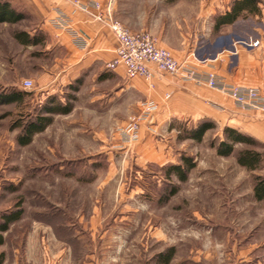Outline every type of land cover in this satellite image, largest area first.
Returning a JSON list of instances; mask_svg holds the SVG:
<instances>
[{"label":"rangeland","instance_id":"rangeland-1","mask_svg":"<svg viewBox=\"0 0 264 264\" xmlns=\"http://www.w3.org/2000/svg\"><path fill=\"white\" fill-rule=\"evenodd\" d=\"M8 1L26 17L0 23V94L28 96L19 103L0 101V219L23 211L0 233L3 264H166L161 256L170 250L169 264H240L251 255L264 264V201L253 192L264 166L249 171L237 162L244 148H264L237 145L229 157L220 156L226 126L214 122L198 143L190 131L202 120L192 117L173 118L162 128L157 120L145 122L139 139L124 143L128 119L140 111L123 122L128 110L103 114L93 108L92 91H105L107 83L89 77L76 91L75 80L66 86L56 80L73 52L49 31L34 0ZM233 1L182 0L166 7L151 0L147 7L156 30L177 27L202 37L211 35V20ZM251 25L250 15L241 17L225 36L249 46ZM22 31L44 43L22 46L15 37ZM24 80H32L33 88L26 90ZM53 96L72 110L54 114L50 126L22 145L24 127ZM183 157L196 163L186 182L167 176Z\"/></svg>","mask_w":264,"mask_h":264},{"label":"crops","instance_id":"crops-1","mask_svg":"<svg viewBox=\"0 0 264 264\" xmlns=\"http://www.w3.org/2000/svg\"><path fill=\"white\" fill-rule=\"evenodd\" d=\"M34 1L42 9L49 31L59 34L64 46L74 55L67 59L68 68L62 71L56 80L64 86L75 80L79 84V87H75L76 91L84 86L89 77L95 80L96 84L107 83L105 91H92L95 94L91 103L94 106L98 103L97 107H93L97 112L114 114L123 108L128 110V114L122 118V121L126 122L129 114L140 111L142 101L150 100L159 106L153 119L157 120L158 128L164 127L165 124H168V127L173 118L192 117L197 122L209 120L250 136L264 148V115L261 112L241 110L229 96L161 74L155 66H151L155 73L154 89L150 88L142 77L127 78L123 67L110 71L107 65L115 57L116 40L104 22L94 21L88 14L74 7V0ZM96 1L103 7L104 14L110 5L113 18L129 30H143L159 36L161 46L169 49L178 61L194 60L195 57L200 73H214L226 84L255 87L264 95V0H258V12L250 14L252 41H259V44L253 47L235 44L240 40L236 35L225 36V29L236 22L217 27L214 17L211 20V35L201 37L199 34H193L189 37V32H181L177 27L168 28L167 31L156 30L151 20L152 14L147 7L151 0ZM161 1L167 7L175 6L182 0ZM57 9L66 13L73 28L87 38V47H77L69 34L54 27L52 21L57 17ZM231 38L235 39L234 42ZM250 258L240 264H263L252 255Z\"/></svg>","mask_w":264,"mask_h":264},{"label":"built area","instance_id":"built-area-1","mask_svg":"<svg viewBox=\"0 0 264 264\" xmlns=\"http://www.w3.org/2000/svg\"><path fill=\"white\" fill-rule=\"evenodd\" d=\"M74 7L88 14L94 21L104 22L108 29L115 36L116 51L115 57L108 63V70H115L123 67L127 78H144L150 88L154 89L155 73L151 66H155L161 74L175 77L181 82L193 83L196 86L207 87L211 90H217L220 93L229 96L234 104L241 110L261 112L264 115V95L259 89L234 86L226 84L214 73H200L198 69V60L178 61L170 50L162 48L158 39L148 31L133 32L125 25L113 18L111 7L104 14V9L96 0H74ZM57 17L52 21L55 28L72 37L74 44L79 48L88 46V40L80 35L72 26L69 16L62 10H56ZM259 41L249 44V46L258 45ZM197 62V63H196ZM202 63V61H199ZM23 87L26 90L33 88L32 80H24ZM140 114L131 116L130 127L126 132L124 143H134L139 139L141 124L145 122L152 123L159 106L150 100L141 103Z\"/></svg>","mask_w":264,"mask_h":264},{"label":"trees","instance_id":"trees-1","mask_svg":"<svg viewBox=\"0 0 264 264\" xmlns=\"http://www.w3.org/2000/svg\"><path fill=\"white\" fill-rule=\"evenodd\" d=\"M168 2H176L179 0H166ZM258 0H234L231 8L224 15H216L217 27L231 25L237 22L241 17H248L250 14L258 12ZM25 14L18 12L13 8L7 0H0V23L18 24L25 19ZM17 41L23 46L37 47L44 43L43 37L40 35H31L26 31L18 32L15 34ZM28 96L27 92L14 91L10 95L0 94V101L6 104L19 103ZM50 104L43 108V112L34 121H30L24 127V136H21V144L26 146L32 142V137L35 134L43 132L48 126L52 124V116L54 114H68L72 107L70 104L63 106L56 96L49 99ZM215 123L209 120L200 121L199 125L190 131V137L197 141L202 142L207 135L208 131L214 130ZM225 139L218 144V154L223 157H229L236 151L237 145H248L251 147L258 146V143L250 136L240 133L236 129L226 127L223 130ZM260 146V144H259ZM260 148H263L260 146ZM237 162L241 167H245L249 171H258L259 168L264 166V152L257 151L252 148H244L238 153ZM196 168V163L190 157L181 158L179 163L172 164L167 168V176L175 175L181 181L186 182L188 173ZM254 199L257 202L264 201V176L256 178L254 186ZM170 193H175V188ZM23 216V211L18 209L13 214H4L0 219V233L7 232L13 222L19 221ZM0 234V245L3 244V239ZM170 254L162 255L163 262L169 264L174 257L173 250ZM4 256L0 254V264H3Z\"/></svg>","mask_w":264,"mask_h":264}]
</instances>
